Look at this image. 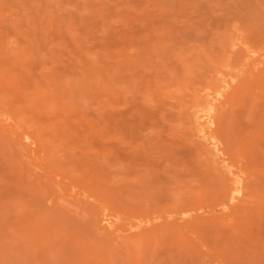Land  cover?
<instances>
[{
  "label": "rangeland",
  "instance_id": "obj_1",
  "mask_svg": "<svg viewBox=\"0 0 264 264\" xmlns=\"http://www.w3.org/2000/svg\"><path fill=\"white\" fill-rule=\"evenodd\" d=\"M261 64L264 0H0V264H264Z\"/></svg>",
  "mask_w": 264,
  "mask_h": 264
},
{
  "label": "bare ground",
  "instance_id": "obj_2",
  "mask_svg": "<svg viewBox=\"0 0 264 264\" xmlns=\"http://www.w3.org/2000/svg\"><path fill=\"white\" fill-rule=\"evenodd\" d=\"M225 98L226 97H225L224 92H218L217 96L214 98H207L205 107L203 109L199 110L196 107L194 108L195 111L191 119L193 128L198 138L202 142V144L205 146V148H207L209 151L214 152V153H217L218 147L214 142L212 127L215 124L216 116L220 114L219 110L221 109L224 100H226ZM5 120L8 123L10 122L9 118L7 117L5 118ZM23 138H24V143L26 144L28 148L34 144V141L29 140L27 136H24ZM223 173L226 176V179L228 182L227 189H226L227 200L232 201V202L237 200V202H239L243 195L242 179L234 175L226 167L223 169ZM111 210L112 209H110V211ZM118 218L114 217L113 214H110L106 209H102L98 213L99 224H101L102 227H105L107 229L117 228L120 222Z\"/></svg>",
  "mask_w": 264,
  "mask_h": 264
}]
</instances>
